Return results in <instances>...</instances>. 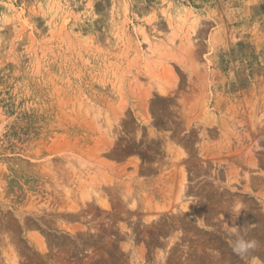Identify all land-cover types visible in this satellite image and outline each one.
<instances>
[{"label": "rangeland", "instance_id": "1", "mask_svg": "<svg viewBox=\"0 0 264 264\" xmlns=\"http://www.w3.org/2000/svg\"><path fill=\"white\" fill-rule=\"evenodd\" d=\"M0 264H264V0H0Z\"/></svg>", "mask_w": 264, "mask_h": 264}, {"label": "bare ground", "instance_id": "2", "mask_svg": "<svg viewBox=\"0 0 264 264\" xmlns=\"http://www.w3.org/2000/svg\"><path fill=\"white\" fill-rule=\"evenodd\" d=\"M164 183V182H163ZM183 189L182 188H180V192L182 191ZM186 192V191H185Z\"/></svg>", "mask_w": 264, "mask_h": 264}]
</instances>
